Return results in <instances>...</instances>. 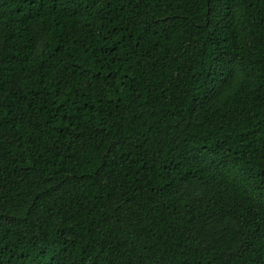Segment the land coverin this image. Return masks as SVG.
<instances>
[{
	"label": "trees",
	"instance_id": "1",
	"mask_svg": "<svg viewBox=\"0 0 264 264\" xmlns=\"http://www.w3.org/2000/svg\"><path fill=\"white\" fill-rule=\"evenodd\" d=\"M0 264H264V0H0Z\"/></svg>",
	"mask_w": 264,
	"mask_h": 264
}]
</instances>
